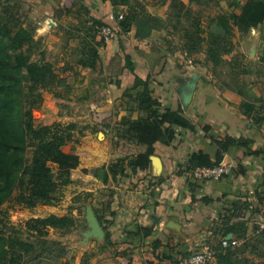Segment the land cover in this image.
Returning a JSON list of instances; mask_svg holds the SVG:
<instances>
[{
  "label": "trees",
  "instance_id": "16d2710c",
  "mask_svg": "<svg viewBox=\"0 0 264 264\" xmlns=\"http://www.w3.org/2000/svg\"><path fill=\"white\" fill-rule=\"evenodd\" d=\"M18 1L0 0V264H75L76 253L72 248L52 237L55 231L68 230L76 225V219L71 214L30 217L14 224L6 203L13 200L30 209L40 204L57 206L66 197L67 189L77 183L72 173L80 165V155L73 145L78 125L60 120L42 123L40 120L53 113L47 106L48 94H52L59 104L60 110L53 115L59 117L72 115L75 105L85 100L75 96L76 88L69 83L68 77L79 74L74 65L97 66L100 59L98 47L103 41L99 29L107 23L90 15L85 0H65L64 6L55 14L59 20L72 21L67 28L61 23V28L69 33L61 56V74L55 71L54 63L46 57L42 38H37V24L21 12L22 5ZM103 1H110L113 5L132 3L131 0ZM155 1L163 6L165 16L144 11L130 12L118 22L123 29L121 35L134 27L135 36L143 40L150 38L155 31L182 29L186 37L184 48L189 56L201 54L200 62L213 73L222 66V56L231 46L235 29L248 32L262 26L264 32V0H236L238 10L209 17L205 26L199 20H193L192 8L183 0ZM186 20L189 27L184 25ZM74 37H80L77 47L70 44ZM125 58L127 67L134 72L130 56ZM124 95L134 102L133 109L138 112V117L123 118L119 135L145 146V151L119 158L107 168H102L105 187L96 202L93 194L87 192L76 194L73 202L91 203L106 232L107 245H100V249L119 264H131L135 258L133 249L153 236L154 231L135 221L124 230L132 247L114 251L109 248L113 245L111 227L117 217L113 206V184L127 169L149 168L155 144L172 143L177 136V127L194 129L196 124L170 108L162 111V103L154 95L150 78L144 80L137 76L134 85L126 88ZM246 112L250 113L249 110ZM91 117L94 122L108 126L114 112L92 111ZM202 127L218 151L215 155L203 151L192 153L189 166L192 171L198 166L220 163L224 154L235 145L241 148L236 155L239 164L248 154L256 153L249 148V140L245 138H234L225 131L212 133L205 124ZM235 170L236 165L226 176ZM87 171L97 173L100 169ZM231 196L232 193L225 194L229 201L220 209L221 223L212 226L217 241L210 246L213 259L207 264H264V230H259L258 225L254 241L228 247L223 245L226 238L230 242L245 239L251 217L249 204L236 198L230 199ZM202 199L204 203H209V198ZM230 234H233L231 239L228 238ZM160 246L161 242L156 241L155 248ZM245 250L249 254H258L259 259L240 257ZM173 252L174 247H171L164 251L163 257L171 259L174 264L193 254L188 252L177 257ZM81 264L99 263L88 254Z\"/></svg>",
  "mask_w": 264,
  "mask_h": 264
},
{
  "label": "crops",
  "instance_id": "0c3cea01",
  "mask_svg": "<svg viewBox=\"0 0 264 264\" xmlns=\"http://www.w3.org/2000/svg\"><path fill=\"white\" fill-rule=\"evenodd\" d=\"M24 1L36 9L37 32L41 37L54 38L53 34L59 32L61 23L65 24V19L59 20L55 16L65 0ZM84 2L91 16L110 24H116L117 16L123 13L125 6L103 0ZM161 9L157 15L165 16L163 6ZM234 32L229 50L222 56L220 75L200 62L201 56L185 60L176 51L170 53L166 47L169 31H155L150 38L140 40L135 36L134 27L129 35L125 33L116 39L101 41L98 47L100 59L95 68L77 66L71 61L79 74L70 75L68 81L77 91L82 86L84 92L79 97L85 100L79 110L87 113L86 121L67 117L69 123L78 125L73 145L80 155V165L72 173L80 187L71 195L72 203H75L73 197L81 192L93 194L96 202L105 187L102 168L119 158L145 151V146L119 135L123 118L138 117V112L133 109L134 102L124 95L125 89L134 85L137 76L144 80L150 78L153 82L154 95L161 101L162 111L170 108L196 124L194 129L177 127V136L172 143L155 144L149 168L127 169L113 184V206L117 217L111 227L113 245L109 248L114 251L132 247L124 230L135 221L154 231L153 236L133 249L135 258L131 264H174L171 259L163 257L164 251L171 247L177 257L210 249L217 241L212 226L221 223L220 209L229 201L226 193H232L230 199L248 203L251 209L248 232L245 239L238 240L239 245L257 237V221L264 214V32L262 26L248 32L238 29ZM70 44L77 47L79 41ZM127 55L134 72L127 67ZM194 74H199L200 78L190 103L185 105L181 86ZM76 94L79 95L75 91ZM92 111H113L114 117L107 126L94 122ZM204 124L212 133L225 131L234 138L249 140V148L256 153L248 154L239 164L236 155L241 148L232 146L223 156V161L236 165L231 175L219 180L195 178L189 169L192 153L203 151L215 155L218 151L202 127ZM130 148L133 150L128 152ZM93 169L100 171H87ZM205 197L209 198L207 204L202 199ZM74 205L86 210L88 206L93 208L89 201ZM87 233L83 238L85 244H89L87 237H94ZM229 236L233 238V234ZM95 237L99 245H107L105 237ZM156 241L161 242L158 248H155ZM88 244L77 255L75 264H81L85 259ZM103 257H106V264H119L106 254Z\"/></svg>",
  "mask_w": 264,
  "mask_h": 264
},
{
  "label": "rangeland",
  "instance_id": "374dc122",
  "mask_svg": "<svg viewBox=\"0 0 264 264\" xmlns=\"http://www.w3.org/2000/svg\"><path fill=\"white\" fill-rule=\"evenodd\" d=\"M186 4H188L192 8V16L193 20H199L202 25L205 26L209 17H213L219 13L224 12H233L238 10V5L236 0H183ZM22 5V13H26L38 26L37 16H35V10L29 3L27 4L24 0L21 2L18 1ZM161 6L155 0H132L130 5H125L123 9V13L118 16L117 20H123L126 14L134 11L143 12L144 13H151L157 15L161 12ZM38 22V23H37ZM71 20L66 19L64 26H68L71 23ZM185 26L189 27V22L186 20L184 23ZM191 26V20H190ZM67 28V27H66ZM191 28V27H190ZM59 32H55L53 34L54 38H50L49 40L44 39L41 35L37 32V38H42L43 46L46 52V57L49 61L53 62L55 65V71L63 74V69L61 67V56L62 52L64 51V43L66 39L69 37V33L63 30L60 26L58 27ZM127 35H129L130 29H127ZM123 33V29L120 27V33L118 35L121 36ZM167 41L166 47H168L169 52L172 53L174 51L178 52L180 55L183 56L185 60H193L198 59L201 54H195L194 56H189L187 51L185 50L184 46L186 43V37L183 33L182 29L178 30H170L169 34H167ZM59 38V39H57ZM72 42L77 43L80 41V37H74L71 39ZM70 41V42H71ZM63 47V49H62ZM170 52V53H171ZM196 69V68H195ZM222 71V67L216 69L215 74L220 75ZM78 87V85H77ZM81 96L82 86L77 91ZM83 95V94H82ZM47 106L52 114H48L45 118L41 119L40 122L42 123H51L54 120H60L64 123H69L68 120L70 118L75 117L76 119L80 120H87V113L79 110L82 105H75V111L70 116H53L55 112L60 110L58 102L53 98L52 94H48ZM80 116V117H79ZM70 117V118H67ZM134 148V147H133ZM133 148L128 149V152L132 151ZM135 149V148H134ZM80 184L77 182L75 185L71 186L67 189L66 197L57 205V206H50V205H43L40 204L35 208H27L21 205H18L13 200H10L6 203V208L9 209L11 214V220L14 224H20L22 221L30 218V217H44L50 214L59 213V214H71L76 219V225L68 230H58L52 234V237L58 240L63 241L64 243L68 244L72 250L76 253V262H77V255H80V252L84 251V247L88 242L85 244L83 242V238L87 235V232L91 231L89 223L85 220L86 209H80L79 207H74L75 203H72L71 195L79 189ZM70 202V203H69ZM90 203V202H89ZM73 206V207H72ZM91 207V206H90ZM87 233V234H86ZM95 237V236H94ZM93 236L87 237L89 239V246L85 250V254L93 255V261L99 264H106L105 259V252L100 249V245L96 241V237ZM242 248V247H241ZM243 250V249H242ZM86 255V256H87ZM247 256L253 260H258L259 255L249 254L247 250L243 253H240V257ZM251 256V257H250Z\"/></svg>",
  "mask_w": 264,
  "mask_h": 264
},
{
  "label": "built area",
  "instance_id": "2783aa9c",
  "mask_svg": "<svg viewBox=\"0 0 264 264\" xmlns=\"http://www.w3.org/2000/svg\"><path fill=\"white\" fill-rule=\"evenodd\" d=\"M121 16V15H119ZM122 17V16H121ZM119 20L116 21V24H104L99 29V36L103 40H113L116 39L120 32ZM235 167V164L231 161H221L220 163L214 166H198L193 169L192 174L197 179L202 180H219L224 176L228 175L232 169ZM259 230H264V214L257 221ZM238 244V241H228L226 238L223 241V245L228 247L231 245ZM213 259V251L210 249L195 252L192 255L182 258L179 260L178 264H207Z\"/></svg>",
  "mask_w": 264,
  "mask_h": 264
},
{
  "label": "water",
  "instance_id": "95a60500",
  "mask_svg": "<svg viewBox=\"0 0 264 264\" xmlns=\"http://www.w3.org/2000/svg\"><path fill=\"white\" fill-rule=\"evenodd\" d=\"M200 78L199 74H194L189 80L182 83L181 89H182V99L183 103L185 105H188L193 97L194 91L197 87L198 80ZM89 226L91 228V231L89 233H92L94 236H97L99 238L105 237V230L99 221L94 209L90 206L87 207V214H86ZM96 227L98 230H96ZM101 233V234H100ZM231 236H229V239Z\"/></svg>",
  "mask_w": 264,
  "mask_h": 264
},
{
  "label": "bare ground",
  "instance_id": "6f19581e",
  "mask_svg": "<svg viewBox=\"0 0 264 264\" xmlns=\"http://www.w3.org/2000/svg\"><path fill=\"white\" fill-rule=\"evenodd\" d=\"M96 230H98L97 227H96ZM100 234H101V233H100Z\"/></svg>",
  "mask_w": 264,
  "mask_h": 264
}]
</instances>
